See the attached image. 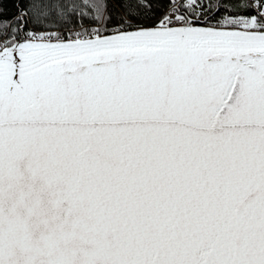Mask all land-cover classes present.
I'll return each mask as SVG.
<instances>
[{
	"label": "snow or ice",
	"instance_id": "1",
	"mask_svg": "<svg viewBox=\"0 0 264 264\" xmlns=\"http://www.w3.org/2000/svg\"><path fill=\"white\" fill-rule=\"evenodd\" d=\"M0 0V264H264V0Z\"/></svg>",
	"mask_w": 264,
	"mask_h": 264
},
{
	"label": "trees",
	"instance_id": "2",
	"mask_svg": "<svg viewBox=\"0 0 264 264\" xmlns=\"http://www.w3.org/2000/svg\"><path fill=\"white\" fill-rule=\"evenodd\" d=\"M4 7L8 10L9 13L14 11L11 0H6V2L4 3Z\"/></svg>",
	"mask_w": 264,
	"mask_h": 264
}]
</instances>
